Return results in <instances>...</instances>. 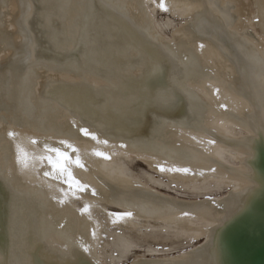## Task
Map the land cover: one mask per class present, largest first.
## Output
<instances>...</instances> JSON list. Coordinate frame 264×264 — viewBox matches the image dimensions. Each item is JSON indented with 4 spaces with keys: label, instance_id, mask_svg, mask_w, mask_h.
I'll return each mask as SVG.
<instances>
[{
    "label": "bare ground",
    "instance_id": "bare-ground-1",
    "mask_svg": "<svg viewBox=\"0 0 264 264\" xmlns=\"http://www.w3.org/2000/svg\"><path fill=\"white\" fill-rule=\"evenodd\" d=\"M258 237L264 0H0V264H247Z\"/></svg>",
    "mask_w": 264,
    "mask_h": 264
},
{
    "label": "snow or ice",
    "instance_id": "snow-or-ice-1",
    "mask_svg": "<svg viewBox=\"0 0 264 264\" xmlns=\"http://www.w3.org/2000/svg\"><path fill=\"white\" fill-rule=\"evenodd\" d=\"M159 6L161 8H163L164 4L161 3ZM81 131L84 133V135H86V136L89 135L87 130L81 129ZM9 135H12V133H9ZM92 138L96 139L95 136H92ZM32 142L35 143V141H32ZM60 143L64 144L65 142L60 141ZM68 147H71V145H68ZM49 151L54 152L56 154V159L53 160V157L51 155L44 156V157H42V159H46L47 162L52 166L53 169H59V171L63 174L66 171L63 161H67V159H68L67 154L65 152H61L59 148H51V149H49ZM94 154L97 156H104L105 158H107V156H105V154L101 153V152H95ZM74 162L77 165L80 164L78 158ZM173 170H175V169H173ZM180 170L181 171H187L186 169H180ZM44 175L47 176V175H50V173L46 171L44 173ZM68 179H69V181H72V176H71L70 172L68 173ZM125 215H130V213H125Z\"/></svg>",
    "mask_w": 264,
    "mask_h": 264
},
{
    "label": "water",
    "instance_id": "water-1",
    "mask_svg": "<svg viewBox=\"0 0 264 264\" xmlns=\"http://www.w3.org/2000/svg\"><path fill=\"white\" fill-rule=\"evenodd\" d=\"M242 236V235H241ZM199 239H201V238H199ZM198 239V240H199ZM234 239H235V236L234 235H232L231 236V239H230V241L231 240H233L234 241ZM260 239H261V237L259 238H257V240L256 239H254L253 241L254 242H256L257 241V244H256V246H255V248L254 249H252L250 252H248V254H247V260H248V262H247V264H263V256H264V237L262 238V241H260ZM243 240H247L246 238H243ZM248 241V240H247ZM240 247V246H239ZM235 247H233V249H234ZM241 248V247H240Z\"/></svg>",
    "mask_w": 264,
    "mask_h": 264
},
{
    "label": "rangeland",
    "instance_id": "rangeland-1",
    "mask_svg": "<svg viewBox=\"0 0 264 264\" xmlns=\"http://www.w3.org/2000/svg\"><path fill=\"white\" fill-rule=\"evenodd\" d=\"M158 15H160V17L162 18V17H164V15H165V12H158ZM135 166V168H134V166ZM130 167L132 168V169H134V170H138V169H143L144 168V170H147L148 168H147V166H146V164L142 161V160H140V159H138V158H136V159H134L131 163H130ZM163 182L165 181L164 179L162 180ZM169 187H171V188H169ZM169 187H167V191H169V192H172V193H177V191L175 190V189H172V188H175V186L171 183V184H169ZM111 209H114L113 207H110ZM147 242V243H146ZM148 242L149 243H155V241H144V242H142V243H139L140 244V246H138V247H135L133 250H135V251H137V252H139L140 250L142 251L143 249H144V247L146 246V244H148Z\"/></svg>",
    "mask_w": 264,
    "mask_h": 264
}]
</instances>
